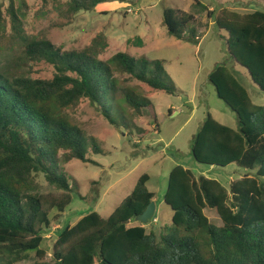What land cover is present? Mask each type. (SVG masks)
Instances as JSON below:
<instances>
[{
	"label": "trees",
	"instance_id": "1",
	"mask_svg": "<svg viewBox=\"0 0 264 264\" xmlns=\"http://www.w3.org/2000/svg\"><path fill=\"white\" fill-rule=\"evenodd\" d=\"M67 1L72 13L124 2ZM25 8L21 0L20 12L14 5L8 9L10 29L0 18V48L9 40L13 46L9 50L24 48L25 58L47 63L56 74L52 80H35L0 68V264H21L31 254L36 255L31 264H264V106L252 101L227 64L216 66L209 80L236 114L238 128L208 114L192 140V155L201 165L223 170L236 166L246 175L228 190L215 179H196L191 170L177 165L165 196L173 212L172 225L157 231L136 221L155 199L148 188L151 178L144 174L108 218L93 212L60 229L52 260L46 261L42 244L51 215L62 217L74 199L64 165L89 162L91 149L104 155L65 111L89 99L123 131L130 128L128 110L140 114L151 104L133 94L121 96L119 76L127 75L153 93L174 96L181 91L166 72L164 60L136 59L126 53L101 60L108 48L104 35L73 51L55 47L43 34L28 35L21 13ZM205 12L226 34L231 61L245 69L264 94V11L241 15L221 10L214 15L215 10L195 0L191 13L166 9L163 26L169 36L198 45L204 35L196 25L197 15ZM154 116L156 122L155 112ZM41 178L53 193L45 192ZM207 209L217 213L221 225L210 221Z\"/></svg>",
	"mask_w": 264,
	"mask_h": 264
},
{
	"label": "rangeland",
	"instance_id": "2",
	"mask_svg": "<svg viewBox=\"0 0 264 264\" xmlns=\"http://www.w3.org/2000/svg\"><path fill=\"white\" fill-rule=\"evenodd\" d=\"M198 1L209 11L215 10L214 15L221 10L241 15L264 11V0ZM25 2L27 8L21 13L28 35L43 34L63 51L82 50L97 36L104 35L108 48L100 56L101 60H109L118 53L129 54L136 59L164 60L166 72L181 91L174 96L153 93L139 81L127 75L119 76L121 96L133 94L145 104H151L140 114L128 110L126 117L130 128L124 132L111 125L89 99L84 98L75 108L65 111L74 125L89 139H95L104 155H95L91 149L87 156L89 162L74 160L64 165V172L74 187V199L62 217L56 216V212L51 215L52 225L46 230L42 244V249L47 252V262L52 260L60 229L76 225L93 212L108 218L132 193L144 174L151 178L148 188L155 193L157 206L155 221L147 226L157 231L172 225L173 212L165 204V196L170 173L177 165L191 170L196 179H215L228 190L233 181L246 175L247 172L236 166L223 170L201 165L192 155V140L208 114L228 127L238 128L236 114L219 98L216 88L210 83L209 76L216 66L227 64L247 89L252 101L264 106V94L253 84L246 70L231 61L226 48V34L218 30L214 17L209 18L207 12L197 15L196 25L204 35L201 44L182 42L168 35L163 26L164 11L172 8L194 12L195 0L114 1L79 13L68 11L67 0ZM11 5L20 12L21 0H0V18L7 22L9 29L11 24L7 12ZM11 44L6 40L0 48V68H8L12 74H24L35 80L54 78L56 71L52 66L25 58L24 48L9 50L13 47ZM170 109H173L171 113ZM40 181L45 185L46 193L54 192L43 178ZM205 213L212 223L222 224L215 211L207 209ZM34 261L36 255L31 254L30 260L21 264Z\"/></svg>",
	"mask_w": 264,
	"mask_h": 264
},
{
	"label": "water",
	"instance_id": "3",
	"mask_svg": "<svg viewBox=\"0 0 264 264\" xmlns=\"http://www.w3.org/2000/svg\"><path fill=\"white\" fill-rule=\"evenodd\" d=\"M155 214H156V204L153 201L148 209L146 210V212L144 214H142L141 216H139L136 221L138 223H141L145 226L151 224L154 220H155Z\"/></svg>",
	"mask_w": 264,
	"mask_h": 264
},
{
	"label": "crops",
	"instance_id": "4",
	"mask_svg": "<svg viewBox=\"0 0 264 264\" xmlns=\"http://www.w3.org/2000/svg\"><path fill=\"white\" fill-rule=\"evenodd\" d=\"M204 38V37H203ZM202 43V40H201V42L199 43V44H201ZM166 63V62H165ZM174 109V108H173ZM173 109H170V110H173ZM174 113L175 112H173V115H174ZM221 123V122H220ZM222 124V123H221ZM223 125H224V123H223ZM225 126H226V124H225ZM231 128V127H230ZM232 129H235L236 130V128H232ZM155 198H156V196H155ZM154 202H155V199H154ZM155 204H156V202H155ZM156 213H157V206H156ZM155 216H156V214H155Z\"/></svg>",
	"mask_w": 264,
	"mask_h": 264
},
{
	"label": "clouds",
	"instance_id": "5",
	"mask_svg": "<svg viewBox=\"0 0 264 264\" xmlns=\"http://www.w3.org/2000/svg\"><path fill=\"white\" fill-rule=\"evenodd\" d=\"M155 221V220H154Z\"/></svg>",
	"mask_w": 264,
	"mask_h": 264
}]
</instances>
